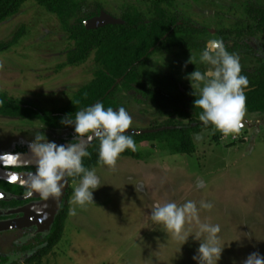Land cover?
Segmentation results:
<instances>
[{"label":"rangeland","instance_id":"obj_1","mask_svg":"<svg viewBox=\"0 0 264 264\" xmlns=\"http://www.w3.org/2000/svg\"><path fill=\"white\" fill-rule=\"evenodd\" d=\"M94 1L102 2L104 12L112 17L121 16L125 9L148 12L144 0H87ZM246 1L177 0L176 8L209 30L208 43L216 39L218 30L244 18ZM252 1L264 4V0ZM21 28L24 36L18 44L0 53V91L38 109L64 107L93 80L97 68L92 57L80 67L60 68L72 43L57 17L36 0H27L17 15L0 24V43L11 40ZM201 54L176 50L174 56L153 57L142 73L168 93L176 92L171 78L182 88L200 93L203 82L188 85L184 69L207 71L209 65L200 61ZM236 55L241 66L254 67L252 57ZM190 57L192 63H188ZM118 96L132 117L131 130H149L154 120L164 124L165 119L151 107L136 105L123 92ZM241 124L238 133L227 136L216 128L195 135L196 149L190 156L180 154L163 139L137 145L140 160L118 157L115 165L102 161L93 168L101 180L94 202L74 204L73 193L62 240L40 264H196L192 257L200 241L190 236L184 244L154 222L150 213L157 201L183 204L193 200L198 207L202 200L213 204L211 209H200L199 218L202 223L221 226L219 236L225 250L218 264H242L252 252L264 255V115L245 113ZM43 134L57 144L78 138L74 125L50 129L40 121L0 118V155L27 149ZM233 135L239 141L232 142ZM79 183L69 187L74 191ZM185 229L194 234L198 225L190 221ZM21 235L8 238L14 241ZM0 251V256L21 254L7 240H0ZM28 256L19 264H26Z\"/></svg>","mask_w":264,"mask_h":264},{"label":"trees","instance_id":"obj_2","mask_svg":"<svg viewBox=\"0 0 264 264\" xmlns=\"http://www.w3.org/2000/svg\"><path fill=\"white\" fill-rule=\"evenodd\" d=\"M148 12L136 9H125L121 16L114 18L123 21L121 25H108L96 30H87L85 22L98 17L105 11L100 1L87 0H36L38 6L57 17L61 29L68 34L72 48L66 53V61L62 67H80L92 57L96 66L93 80L81 87L73 95L70 102L56 110L38 109L14 100L0 91V118L40 121L50 129H60L62 118L81 110L103 103L105 108L118 109L126 106L117 98L122 91L132 95L138 105L151 106L155 112L165 119L164 124L157 120L151 122L149 130L166 127L188 128L167 130L156 134L132 136L136 145L149 141L165 139L168 146L175 148L182 155L195 153L194 135L203 131L214 130L211 124L190 128L192 124H201L199 116L202 109L194 106L199 92L188 88L180 89L173 80L176 93L171 95L145 79L142 70L154 55L174 56L176 50L202 53L207 46L206 37L209 30L198 26L188 18L180 15L176 8L177 0H144ZM27 0H0V24L17 15ZM244 18L235 19L229 28L216 32V39L223 40L230 53H244L255 60L254 67L241 66L242 75L249 80L245 90L246 111L250 115H264V4L248 0L244 5ZM24 36V28L19 29L11 40L0 43V53L17 45ZM166 37V38H165ZM165 38V39H164ZM194 71V70H193ZM184 69L188 85L202 82L190 81L187 77L193 72ZM201 72H206L201 70ZM120 81V82H118ZM91 132L80 137H86ZM73 142V141H72ZM71 143V142H70ZM75 143V142H73ZM99 139L87 150L89 156L83 158V165L93 169L100 165ZM26 149L15 153H25ZM119 157L141 159L136 151L125 150ZM37 168L16 169L15 171L36 172ZM69 184L80 182V176H68ZM0 189L23 197L29 190L0 181ZM74 191L68 188L66 197L60 205L54 225L49 234L36 238L38 245H28L33 255L26 264H40L62 240L65 224L69 216L70 198ZM25 201L13 200L12 207L25 204Z\"/></svg>","mask_w":264,"mask_h":264},{"label":"clouds","instance_id":"obj_3","mask_svg":"<svg viewBox=\"0 0 264 264\" xmlns=\"http://www.w3.org/2000/svg\"><path fill=\"white\" fill-rule=\"evenodd\" d=\"M200 61L209 65L208 70H195L187 77L190 81L203 82L199 98L194 101V106L202 109L200 121L205 126L213 125L226 136L238 133L246 111L245 90L249 85L247 76L241 74L239 56L228 52L223 40L212 39L203 50ZM188 63H192L191 57ZM61 124L74 125L77 135L91 132L99 138V156L108 165H115L125 150H137L132 135L126 134L133 120L124 107L105 108L103 103H96L77 112L74 120L66 115ZM196 138L201 139L200 136ZM29 147L37 160V170L28 181L32 190L39 192L45 199L58 198L62 194L65 177L80 176L73 203L84 205L94 202V192L101 187V180L95 169L90 170L83 165V158L90 154L82 143L57 144L43 134L36 136ZM212 207V203L203 200L199 202V207L193 200L183 204L157 201L152 205L150 216L154 222L162 224L183 240L184 244L190 236L200 241L197 253L192 257L196 264H218L225 250L219 236L221 226L202 223L199 218L200 209ZM70 214L75 215V209H71ZM190 221L198 225L194 234L185 229L186 223ZM247 237L251 239V233ZM242 264H264V255L252 252Z\"/></svg>","mask_w":264,"mask_h":264},{"label":"water","instance_id":"obj_4","mask_svg":"<svg viewBox=\"0 0 264 264\" xmlns=\"http://www.w3.org/2000/svg\"><path fill=\"white\" fill-rule=\"evenodd\" d=\"M123 23V21L116 19L106 14L105 12H101L98 17L85 22V27L87 30H96L108 25H121ZM198 125L203 126L204 124H193L190 126V128L196 127ZM183 128L187 127H166L155 130L129 129L127 130L126 134L130 133L132 136H141ZM89 137L92 138L89 139ZM98 139L99 138H96L94 134L91 133L86 137L74 139V142L82 143L86 147V150H88ZM4 168H37V160L34 154L31 152L30 147H27L25 153L0 155V181H4L30 190L32 194L29 195L26 199H35L37 201H33L23 206L22 208L11 212L12 214H19L21 216L12 220L0 222V232L36 227L37 233L42 235L49 234L54 225L55 218L60 210V205L64 201L67 190L69 188V182L67 178L68 176L65 177L61 196L58 198L49 197L45 199L39 192L30 188L28 181L31 175H33L34 173H16ZM0 199H10V197L0 192Z\"/></svg>","mask_w":264,"mask_h":264},{"label":"flooded vegetation","instance_id":"obj_5","mask_svg":"<svg viewBox=\"0 0 264 264\" xmlns=\"http://www.w3.org/2000/svg\"><path fill=\"white\" fill-rule=\"evenodd\" d=\"M166 38V37H165ZM164 38V39H165ZM153 57H163L162 55H154ZM153 57L151 59H153ZM150 59V60H151ZM149 60V61H150ZM66 61V60H65ZM148 61V62H149ZM147 62V63H148ZM146 63V64H147ZM146 79V78H145ZM175 80L174 78H171V81L173 83V80ZM148 80V79H146ZM149 82L155 84L154 82L148 80ZM176 81V80H175ZM120 82V81H118ZM177 82V81H176ZM179 84V83H178ZM156 86H158L157 84H155ZM193 85H196V84H193ZM174 86V84H173ZM159 87V86H158ZM179 87L181 90L182 87L180 86L179 84ZM161 88V87H159ZM162 89V88H161ZM174 89H175V86H174ZM189 89V88H188ZM163 90V89H162ZM192 90V89H191ZM164 91V90H163ZM122 92V91H120ZM166 92V91H164ZM119 93V92H118ZM118 93H117V98L122 102V100L119 98L118 96ZM168 93V92H166ZM176 93V92H175ZM174 93V94H175ZM123 94L125 95H128L126 93L123 92ZM168 94H171V93H168ZM173 95V94H171ZM132 98V100L134 101L132 95H128ZM123 103V102H122ZM135 103V101H134ZM124 104V103H123ZM136 104V103H135ZM125 105V104H124ZM138 105V104H136ZM138 106H146V107H151V106H148V105H138ZM152 108V107H151ZM127 109V108H126ZM153 109V108H152ZM155 111V110H154ZM204 124V123H203ZM193 125V124H192ZM181 127H187V126H181ZM188 128V127H187ZM195 136V135H194ZM193 136V138H194ZM74 142V140H72ZM72 141H67V142H63L64 144H69L70 142ZM27 150V149H26ZM6 170H9V171H13V172H18V173H22V172H26V173H35V172H30V171H15L16 169H26V168H4ZM4 182V181H3ZM7 183V182H6ZM10 184V183H9ZM13 185V184H12ZM70 185V184H69ZM17 186V185H16ZM70 188V187H69ZM0 192L9 196L10 199H0V222H5V221H8V220H12V219H15L17 217H20L21 215L19 214H12L11 212L13 211H16L18 210L19 208H22L23 206L33 202V201H37L35 199H31V200H27L26 198L29 196V193L23 197H15L13 194L9 193V192H6L4 191L3 189H0ZM30 192V190H29ZM21 200V201H25L26 203L25 204H22V205H19V206H15V207H12L11 205H9L13 200ZM15 233H21L22 235L17 238L16 240L14 241H10L8 238V236H11ZM4 235H7L4 236ZM40 236H46V235H42V234H39L37 233V229L36 227H31V228H26V229H22V230H9V231H4V232H0V240H7L9 242H11V247L12 248H16V249H19V251L21 252L20 255H11V256H0V264H19V260L23 259L25 256H28L27 259H29L32 255H33V252L30 251V250H24V247L28 246V245H33V246H37L38 245V240H36V238L40 237ZM2 251H0L1 253ZM26 259V260H27ZM25 260V261H26ZM35 264H38V263H35Z\"/></svg>","mask_w":264,"mask_h":264},{"label":"built area","instance_id":"obj_6","mask_svg":"<svg viewBox=\"0 0 264 264\" xmlns=\"http://www.w3.org/2000/svg\"><path fill=\"white\" fill-rule=\"evenodd\" d=\"M239 138L237 135H233L232 138H231V141L232 142H236V141H239Z\"/></svg>","mask_w":264,"mask_h":264},{"label":"crops","instance_id":"obj_7","mask_svg":"<svg viewBox=\"0 0 264 264\" xmlns=\"http://www.w3.org/2000/svg\"><path fill=\"white\" fill-rule=\"evenodd\" d=\"M165 57V56H164ZM155 58H157V57H155Z\"/></svg>","mask_w":264,"mask_h":264}]
</instances>
